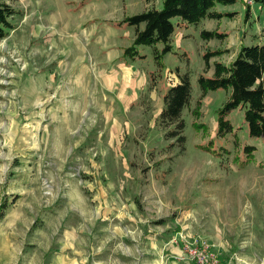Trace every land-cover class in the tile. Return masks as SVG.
Returning <instances> with one entry per match:
<instances>
[{
    "label": "rangeland",
    "instance_id": "374dc122",
    "mask_svg": "<svg viewBox=\"0 0 264 264\" xmlns=\"http://www.w3.org/2000/svg\"><path fill=\"white\" fill-rule=\"evenodd\" d=\"M7 1L21 11L0 39V264H264V137L238 108L240 146L218 139L225 89L192 113L203 53L264 43V5L177 26L159 66L150 46L124 56L135 28L120 22L162 0ZM202 29L231 34L207 42ZM178 69L193 87L184 148L160 123ZM246 143L249 162L236 158Z\"/></svg>",
    "mask_w": 264,
    "mask_h": 264
},
{
    "label": "trees",
    "instance_id": "16d2710c",
    "mask_svg": "<svg viewBox=\"0 0 264 264\" xmlns=\"http://www.w3.org/2000/svg\"><path fill=\"white\" fill-rule=\"evenodd\" d=\"M88 1L82 0L81 5L87 4ZM150 1L146 0L148 3ZM239 1L244 2L247 19H249L251 17L249 0H162L161 8L148 7L142 12L125 16L120 23L134 26L135 38L133 43L125 48L124 55L133 60L146 58V54L141 52L139 47L150 46L153 48L156 63L161 66L163 57L174 50L172 38L177 26L188 27L203 19L233 18L236 11H220L217 6L234 5ZM255 1L264 5V0ZM20 11L7 0H0V39L6 38L15 28L12 18ZM226 36H228L226 31L201 30V37L207 42L211 39L222 41ZM227 51V48L224 50L213 49L203 53L206 66L204 73H200L198 78L202 92L196 100V106L192 109V113L199 117L202 113L203 99L207 94L213 90L225 89L228 92V97L223 106L218 109L217 137L224 140L229 134H234L237 138L234 140L235 145L239 147L237 131L228 117L235 109H245L244 116L251 137H264V44L257 42L251 45L242 44L234 60L229 64L217 59ZM184 53L186 54V52ZM212 58L216 59L212 61ZM212 66L214 72L209 76L207 72ZM192 91L190 73H181L178 69L177 80L171 84L164 95V105L160 114V123L167 129L166 136L177 138L183 148L186 138L183 135L185 121L182 112L191 104ZM202 125L199 123L197 126L201 127ZM210 145L215 148V140L214 142L211 140ZM219 148L229 152V148L224 144H218ZM256 150V146L246 143L242 148V155L238 152L236 158L249 162ZM5 209V204H2L0 218L4 217Z\"/></svg>",
    "mask_w": 264,
    "mask_h": 264
},
{
    "label": "crops",
    "instance_id": "0c3cea01",
    "mask_svg": "<svg viewBox=\"0 0 264 264\" xmlns=\"http://www.w3.org/2000/svg\"><path fill=\"white\" fill-rule=\"evenodd\" d=\"M257 4H260V3H257V2H255V4H254V6H252V8H251V17L253 16L252 14H253V12L255 11V6L257 5ZM261 5V4H260ZM261 7L263 8V5H261ZM217 9L218 10H220V11H225V10H227V9H221V7H219V5L217 6ZM228 11H232V10H228ZM237 12V11H236ZM250 17V18H251ZM259 18V17H258ZM211 19H213V18H211ZM210 19V20H211ZM223 19H225V18H223ZM223 19H221V20H223ZM217 20V19H216ZM221 20H218V21H221ZM135 28V27H134ZM206 30H211V29H206ZM228 32L230 33L231 31L230 30H228ZM241 32H243L242 30H240V31H238V37H240L239 36V34L241 33ZM231 34V33H230ZM233 34V33H232ZM183 36L185 35V33H183L182 34ZM241 35H243L242 33H241ZM230 35H228V36H226V38H225V40L229 37ZM135 38V37H134ZM261 39V38H260ZM212 40V39H211ZM263 40V39H262ZM255 37L254 38H247L246 40L244 39V38H242L240 41H239V45L238 46H236V48H234V50H228V53L227 54H231L230 55V58H231V60H230V62L231 61H233L234 60V58H235V56L237 55V53L239 52V50H240V48H241V46H242V44H249V45H251V44H255ZM263 42V41H262ZM173 43V42H172ZM264 44V43H263ZM131 45V44H130ZM129 45V46H130ZM128 47V46H127ZM141 47H144V46H140L139 47V49L141 48ZM126 48V47H125ZM229 49V48H228ZM141 50V49H140ZM142 52V51H141ZM125 56V55H124ZM154 56V55H153ZM126 57V56H125ZM146 57H147V54H146ZM130 59V58H129ZM213 59V58H212ZM131 60H133V59H131ZM225 63V62H224ZM208 72H210L211 74L214 72V70H213V66L208 70ZM100 77V76H99ZM100 78H102V77H100Z\"/></svg>",
    "mask_w": 264,
    "mask_h": 264
},
{
    "label": "built area",
    "instance_id": "2783aa9c",
    "mask_svg": "<svg viewBox=\"0 0 264 264\" xmlns=\"http://www.w3.org/2000/svg\"><path fill=\"white\" fill-rule=\"evenodd\" d=\"M249 3L253 5L255 3V0H249Z\"/></svg>",
    "mask_w": 264,
    "mask_h": 264
}]
</instances>
